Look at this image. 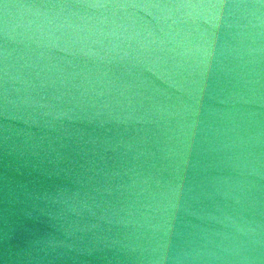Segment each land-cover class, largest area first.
Returning <instances> with one entry per match:
<instances>
[{
  "label": "clouds",
  "instance_id": "9594fccd",
  "mask_svg": "<svg viewBox=\"0 0 264 264\" xmlns=\"http://www.w3.org/2000/svg\"><path fill=\"white\" fill-rule=\"evenodd\" d=\"M0 264H264V0H0Z\"/></svg>",
  "mask_w": 264,
  "mask_h": 264
}]
</instances>
